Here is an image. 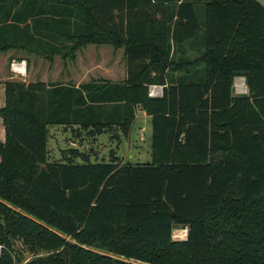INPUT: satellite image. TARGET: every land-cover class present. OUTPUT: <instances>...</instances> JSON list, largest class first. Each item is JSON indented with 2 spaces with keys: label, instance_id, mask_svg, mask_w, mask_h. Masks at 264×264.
<instances>
[{
  "label": "trees",
  "instance_id": "obj_1",
  "mask_svg": "<svg viewBox=\"0 0 264 264\" xmlns=\"http://www.w3.org/2000/svg\"><path fill=\"white\" fill-rule=\"evenodd\" d=\"M202 15L191 0H0V53L111 44L126 67L115 82L4 81L0 264H264V5L205 0ZM136 107L149 162L47 160L48 125L125 132Z\"/></svg>",
  "mask_w": 264,
  "mask_h": 264
},
{
  "label": "rangeland",
  "instance_id": "obj_2",
  "mask_svg": "<svg viewBox=\"0 0 264 264\" xmlns=\"http://www.w3.org/2000/svg\"><path fill=\"white\" fill-rule=\"evenodd\" d=\"M195 2L196 10L200 20L203 19V3L205 0H191ZM264 5V0H258ZM199 32L197 41L202 37ZM196 46L198 44L195 42ZM13 50L14 60L24 59L26 61V73L24 76H13L10 79L24 81H44V82H65L72 81L80 83L92 79H107L109 81H121L124 58L122 46L115 47L111 44L90 43L80 47L71 54L62 56L55 53L51 56L27 52L23 49ZM6 52L0 53V56ZM198 54H190L188 57L193 58ZM11 57L7 62L10 63ZM7 60V59H6ZM0 62V69L2 64ZM9 63H5L7 73ZM10 67V65H9ZM4 69V68H3ZM176 73H181L177 71ZM237 78H242V82H237ZM243 84V85H242ZM155 89L159 88L158 95L162 93L160 85H153ZM235 86L243 88V93H247L244 76H236L233 82V93ZM158 90V88H157ZM154 92V89H153ZM152 92V93H153ZM133 119L128 129L123 132L119 127H113L110 130L105 129L99 134L93 136L85 132L72 131L70 127H63L58 124L47 126V160L61 161L65 156L70 154V149H77L88 156L91 162L105 161L110 159L111 151L122 162L146 163L150 161V138H151V117L144 110L136 107ZM75 162H81L76 158ZM182 228V229H181ZM175 239H184L185 227H178L174 230ZM23 257L26 259L32 255L24 252ZM138 264H144L137 262Z\"/></svg>",
  "mask_w": 264,
  "mask_h": 264
},
{
  "label": "crops",
  "instance_id": "obj_3",
  "mask_svg": "<svg viewBox=\"0 0 264 264\" xmlns=\"http://www.w3.org/2000/svg\"><path fill=\"white\" fill-rule=\"evenodd\" d=\"M122 54H123L122 56L124 58V63H123V66L124 67H123V71H122V79H124L126 77V67H125V55H124V51L122 52ZM13 56H14L13 50H9V51H7L6 53H4V54H2L0 56V62H4L5 61V63L7 64V63H9V62H7L8 59L10 57L12 58ZM12 60H14V58H12L11 61ZM5 63L2 64V69H0V107H2L4 105V81H6V80H8V79H10V78H12L14 76L13 71L9 67L10 63L8 65V71H9V73H7V71H4L6 69L5 68V65H6ZM6 67H7V65H6ZM67 82H70V81H65V82H62V83H67ZM76 84H78V83H76ZM0 140H2V141L4 140V127H3V124H2L1 117H0ZM175 229H177V228H174L173 231H172V237L173 238L175 237V233H173ZM186 231L187 230L185 228V233H184L185 237H186ZM185 237H183V238H185Z\"/></svg>",
  "mask_w": 264,
  "mask_h": 264
},
{
  "label": "built area",
  "instance_id": "obj_4",
  "mask_svg": "<svg viewBox=\"0 0 264 264\" xmlns=\"http://www.w3.org/2000/svg\"><path fill=\"white\" fill-rule=\"evenodd\" d=\"M10 68L13 71L15 76H18V75L19 76H24L25 73H26V62H25L24 59L12 60L10 62ZM157 88H158V90H157ZM157 88L155 89V87L153 85H150L149 86L150 95L157 96L158 95V91H159V87H157ZM153 89H154V92H153ZM235 93L236 94H242L243 93V88L240 87V86L239 87L235 86Z\"/></svg>",
  "mask_w": 264,
  "mask_h": 264
},
{
  "label": "bare ground",
  "instance_id": "obj_5",
  "mask_svg": "<svg viewBox=\"0 0 264 264\" xmlns=\"http://www.w3.org/2000/svg\"><path fill=\"white\" fill-rule=\"evenodd\" d=\"M237 82H242V78H237V79H236V83H237ZM242 85H243V84H242Z\"/></svg>",
  "mask_w": 264,
  "mask_h": 264
},
{
  "label": "water",
  "instance_id": "obj_6",
  "mask_svg": "<svg viewBox=\"0 0 264 264\" xmlns=\"http://www.w3.org/2000/svg\"><path fill=\"white\" fill-rule=\"evenodd\" d=\"M160 88V87H159ZM162 90V89H161ZM186 234H187V231H186Z\"/></svg>",
  "mask_w": 264,
  "mask_h": 264
}]
</instances>
